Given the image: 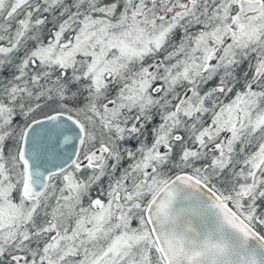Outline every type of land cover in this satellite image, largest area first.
<instances>
[{"label":"snow or ice","instance_id":"snow-or-ice-1","mask_svg":"<svg viewBox=\"0 0 264 264\" xmlns=\"http://www.w3.org/2000/svg\"><path fill=\"white\" fill-rule=\"evenodd\" d=\"M0 264H264V0H0Z\"/></svg>","mask_w":264,"mask_h":264}]
</instances>
